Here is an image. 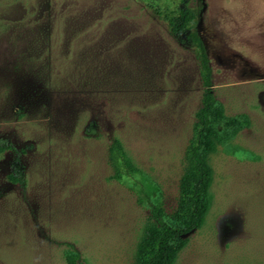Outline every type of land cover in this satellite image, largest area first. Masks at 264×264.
Wrapping results in <instances>:
<instances>
[{"label": "rangeland", "instance_id": "rangeland-1", "mask_svg": "<svg viewBox=\"0 0 264 264\" xmlns=\"http://www.w3.org/2000/svg\"><path fill=\"white\" fill-rule=\"evenodd\" d=\"M181 3L201 9L224 113L250 125L209 155L210 207L173 264H264V0H0V139L15 148L0 152V264H68L69 245L85 264L135 263L149 213L111 178L113 138L174 210L204 89L164 18ZM16 160L24 184L7 178Z\"/></svg>", "mask_w": 264, "mask_h": 264}, {"label": "trees", "instance_id": "trees-1", "mask_svg": "<svg viewBox=\"0 0 264 264\" xmlns=\"http://www.w3.org/2000/svg\"><path fill=\"white\" fill-rule=\"evenodd\" d=\"M200 15V8L194 9L185 3L164 15L170 33L194 47L204 88L201 105L195 114L192 137L185 150V167L179 178L174 210L166 211L161 189L134 165L118 138H113L108 148L111 178L129 182L131 189L137 193V203L145 206L149 213L136 246L134 264L174 263L187 243V236L203 225L210 207L212 170L209 155L219 144L250 125L246 114L226 115L222 103L214 94L210 60L197 29ZM6 149L15 148L5 139H0V152ZM7 178L12 183L24 184V170L17 160ZM69 246L65 250L67 263L85 264L80 253L72 245Z\"/></svg>", "mask_w": 264, "mask_h": 264}, {"label": "crops", "instance_id": "crops-1", "mask_svg": "<svg viewBox=\"0 0 264 264\" xmlns=\"http://www.w3.org/2000/svg\"><path fill=\"white\" fill-rule=\"evenodd\" d=\"M261 33H263V32H261ZM218 36V35H217ZM215 37V38H213V41L214 42H212L213 43V46H216L217 44H219V41H222V40H224L223 42L225 43L226 41H227V38L228 37H230V39H231V36H230V34H228L226 31L225 32H222L218 37ZM261 37V36H260ZM262 38V37H261ZM259 40H261V39H259ZM205 44V43H204ZM205 47H206V45H205ZM216 47H218V46H216ZM207 49L208 48H206V51H207ZM215 50H217L216 48H214ZM226 55V54H225ZM217 56H220L221 57V54H217ZM223 56H224V54H223ZM219 58V57H218ZM219 60H220V58H219ZM219 62H221V60L219 61ZM222 63V62H221Z\"/></svg>", "mask_w": 264, "mask_h": 264}]
</instances>
